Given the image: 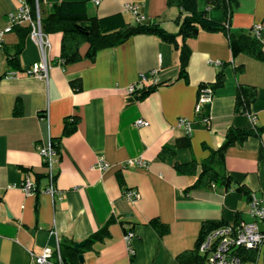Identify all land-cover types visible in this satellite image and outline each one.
<instances>
[{"label": "crops", "instance_id": "obj_1", "mask_svg": "<svg viewBox=\"0 0 264 264\" xmlns=\"http://www.w3.org/2000/svg\"><path fill=\"white\" fill-rule=\"evenodd\" d=\"M60 1H86L88 16L121 13L130 24L158 23L169 32L177 30L173 21L179 9L168 6L166 0H100L96 5L91 0H40V8L47 11ZM196 2L197 9L206 10L210 19L223 21L221 10L207 8L204 0ZM124 4L135 5L140 19L124 12ZM15 6V0H0V30L7 26V16ZM254 25L262 27L264 49V0H239L228 30L238 34ZM45 35L44 58L49 69L42 79L26 73L42 58L37 44L27 35L16 63L10 65L7 59L16 52L18 36L14 30L2 34L0 264H35L44 248L53 251L57 244L60 249L85 241L104 225L109 236L85 242L78 253L82 261L77 256L75 264H181L177 256L197 248L203 222L221 220L228 225L237 217L245 220L248 200L244 195L232 188H189L196 174H179L173 164L204 161L222 143L230 126H264L263 61L245 53L231 55L222 33L200 31L187 40L186 78L177 79L176 52L154 36L134 35L120 45L98 50L93 60L81 57L63 64L59 60L61 33ZM85 50L86 44L80 53ZM237 66L241 72H235ZM221 67L223 86L212 92L206 125V117L197 115L201 111L196 110L197 88L212 82ZM141 75L148 76L145 82H140ZM75 78L78 90L69 83ZM153 80L169 83L142 98L127 92L131 84L137 89ZM239 84L256 90L248 114L233 112ZM65 117L77 118L67 135L62 134ZM139 118L146 124L136 126ZM180 118L190 122V148H176L173 155L161 159L162 147H171L176 138L186 135L177 126ZM55 138H59L58 149L52 146L56 155L51 170L58 195L44 191L48 179L38 151ZM258 146V140L250 137L229 147L224 167L250 195L262 196L264 157H257ZM98 157L109 164L102 171L95 167ZM132 158L144 160L147 167H123ZM25 180L35 187L31 194L21 188ZM127 189L135 190L138 197L125 198ZM153 219L160 227L150 224ZM127 229L133 233L132 254L123 239ZM262 248L254 260L243 264H264Z\"/></svg>", "mask_w": 264, "mask_h": 264}, {"label": "trees", "instance_id": "obj_2", "mask_svg": "<svg viewBox=\"0 0 264 264\" xmlns=\"http://www.w3.org/2000/svg\"><path fill=\"white\" fill-rule=\"evenodd\" d=\"M207 8L219 9L223 14V21L217 22L210 19L206 10H198L196 0H166L168 6H175L179 9L177 17L174 19V24L177 27L176 32L172 33L165 30L158 23H135L126 22L121 13L97 17L88 16L86 1H60L53 3L47 11L40 8V0H38L39 19L42 32L61 33L59 60L64 64L76 61L81 57L94 59L96 52L103 48L115 47L125 42L129 37L146 34L151 35L172 46L177 54L178 72L176 78H186V68L190 55V49L187 46V40L195 38L200 31L205 32H220L227 41L231 55L236 53H245L253 58L264 62V49L260 39H257L250 30L233 34L228 30V23L232 12L237 8L239 0H204ZM31 13L35 16L36 6L35 0H28ZM11 30H14L18 36L16 52L8 57L7 62L12 65L16 63L17 53L21 51L24 39L29 35V27L25 25H13ZM86 44V50L82 55L80 53L81 46ZM235 72H241L242 67L234 68ZM224 72L222 67L218 69L214 80L210 83H200L197 88V100L204 89H209L212 92L223 86ZM70 85L74 90L79 89L78 78L71 79ZM169 82H156L137 88L133 95L134 98H142L149 92L161 85H166ZM256 95L255 88L248 85H237L233 103V112L235 114L249 113V105L254 101ZM208 105L201 104V111L197 112L199 117H206L208 121ZM76 117H65L63 119V135L71 133L74 129ZM205 124L207 125V122ZM264 126L253 125L250 128L228 127L224 133L223 141L216 149L212 150L204 161L197 163L190 160L184 163H174L173 168L179 174L193 175L196 174L195 181L189 188L198 187H221L224 190L233 189L236 192L244 195L248 200L250 193L242 184L232 178L224 167V157L226 150L234 145L242 144L248 138L253 137L258 140L257 157H264ZM58 140H51V145L58 149ZM176 148H190V138L184 135L175 139L171 147H162L159 152L161 159L173 155ZM36 177H40L36 175ZM188 189V187H187ZM239 218L237 217L234 222ZM111 222V219L108 223ZM155 228L160 227L156 220L149 221ZM123 224V222H121ZM225 224L224 221H206L201 224L200 236L213 228ZM125 232V231H124ZM109 236L107 225H104L97 231L91 233L85 242L102 241ZM200 237V238H201ZM197 246V244H196ZM262 259L264 260V237L262 241ZM257 249H245L239 252L242 262L252 261L256 258L259 251ZM81 249L74 248V244L61 246L60 254L64 264H75L78 253ZM181 264H203L202 257L198 255L196 247L191 251H185L177 256Z\"/></svg>", "mask_w": 264, "mask_h": 264}, {"label": "built area", "instance_id": "obj_3", "mask_svg": "<svg viewBox=\"0 0 264 264\" xmlns=\"http://www.w3.org/2000/svg\"><path fill=\"white\" fill-rule=\"evenodd\" d=\"M16 6L7 16V26L4 30H0V50L2 49V34L3 32L10 31L13 25L20 24L29 27V37L37 44L42 52V58L40 61L33 63L28 67L26 73L42 79H46L49 69V64L44 58V50L48 47V41L45 33L42 32L41 23L39 19L38 0H35V16L33 17L28 0H15ZM95 5L100 0H91ZM124 12L130 13L136 20L140 19L138 15V9L133 4H124L122 6ZM251 33L260 39L262 35V27L260 25H254L250 29ZM14 75V73H10ZM150 75H154L151 72ZM148 76L141 75L140 82H145ZM155 83V80L152 81ZM136 90V85L131 84L127 87V92L133 94ZM211 91L204 89L198 97L196 110L200 109L201 104H209L211 100ZM206 118H204V121ZM146 124L144 119H137L135 121L136 126H143ZM177 126L184 129L185 134L190 133V122L185 118L178 119ZM41 155L42 162L46 169V177L48 179V185L44 189L46 193L58 195V191L55 188V174L51 170V164L54 161L56 155L52 145L40 147L38 149ZM109 164L102 158L98 157L95 167L99 170H104ZM123 167H139L146 168L147 162L140 158H132L125 161ZM22 190L26 194H31L35 187L29 181L25 180L21 185ZM123 195L125 198L133 200L138 197V193L133 189H127ZM247 214L250 218L249 221L239 219L234 223L228 225H221L216 228L206 231L197 245V253L202 257L203 264H243L239 252L245 249H257L262 245L264 237V195L255 196L250 195L247 201ZM262 224L261 228L259 225ZM133 237V233L130 230H125L123 239L127 245L128 254L133 253V249L130 245V241ZM35 264H64L61 258L59 245L55 246L52 251L46 247L43 251L36 256Z\"/></svg>", "mask_w": 264, "mask_h": 264}, {"label": "water", "instance_id": "obj_4", "mask_svg": "<svg viewBox=\"0 0 264 264\" xmlns=\"http://www.w3.org/2000/svg\"><path fill=\"white\" fill-rule=\"evenodd\" d=\"M84 243H85L84 240H82V241H80V242H77V243L74 244V248H80V247H82V246L84 245ZM78 258H79V260H80V262H81V261H82V256L79 255Z\"/></svg>", "mask_w": 264, "mask_h": 264}, {"label": "rangeland", "instance_id": "obj_5", "mask_svg": "<svg viewBox=\"0 0 264 264\" xmlns=\"http://www.w3.org/2000/svg\"><path fill=\"white\" fill-rule=\"evenodd\" d=\"M245 220H249V217H248V216H246Z\"/></svg>", "mask_w": 264, "mask_h": 264}]
</instances>
